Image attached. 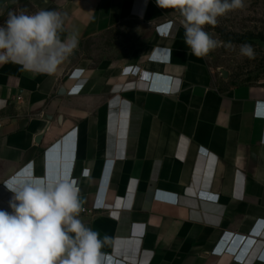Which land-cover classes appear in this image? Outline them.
Segmentation results:
<instances>
[{"label": "crops", "instance_id": "0c3cea01", "mask_svg": "<svg viewBox=\"0 0 264 264\" xmlns=\"http://www.w3.org/2000/svg\"><path fill=\"white\" fill-rule=\"evenodd\" d=\"M22 8L66 11L79 44L53 75L0 64V210L12 211L6 181L66 174L84 200L79 218L111 238L110 264H240L233 255L253 249L247 262L264 264V81L230 84L156 0L9 4ZM137 28L148 38L132 44ZM161 49L165 61L151 59ZM126 66L160 86L174 78L172 93Z\"/></svg>", "mask_w": 264, "mask_h": 264}, {"label": "clouds", "instance_id": "9594fccd", "mask_svg": "<svg viewBox=\"0 0 264 264\" xmlns=\"http://www.w3.org/2000/svg\"><path fill=\"white\" fill-rule=\"evenodd\" d=\"M10 3L18 0L0 3V16L7 14L0 24V64L11 62L21 71L55 74L79 44L75 33L65 34L68 13L12 11ZM156 4L179 11L184 42L197 58L222 46L205 26H215L219 17L245 6L244 0H156ZM223 46L232 48L230 42ZM240 53L250 60L256 56L250 44L241 45ZM88 175L85 170L83 176ZM4 184L13 196L9 201L12 211L0 210V264H110L102 249L111 238H101L79 218L84 200L75 180L12 179ZM257 261L264 263V259Z\"/></svg>", "mask_w": 264, "mask_h": 264}, {"label": "rangeland", "instance_id": "374dc122", "mask_svg": "<svg viewBox=\"0 0 264 264\" xmlns=\"http://www.w3.org/2000/svg\"><path fill=\"white\" fill-rule=\"evenodd\" d=\"M244 8L230 11L218 18L215 26L206 25L205 31L222 46L207 55L210 67L225 70L230 84H244L264 80V0H244ZM175 15L183 21L178 10ZM239 38V43L230 42L231 49L223 44L225 38ZM148 38L146 29L132 30V44L142 43ZM250 44L255 53V59L241 55L240 47ZM220 76H222L220 72Z\"/></svg>", "mask_w": 264, "mask_h": 264}, {"label": "built area", "instance_id": "2783aa9c", "mask_svg": "<svg viewBox=\"0 0 264 264\" xmlns=\"http://www.w3.org/2000/svg\"><path fill=\"white\" fill-rule=\"evenodd\" d=\"M155 29L157 30V32L160 34V35H162V36H164V35H166L167 34V29H168V25H167V23L165 22V23H163V24H160V25H157L156 27H155ZM157 52H160V57H158L157 59L158 60H160V61H165V49H161V50H159V51H156V53ZM151 58H153V57H151ZM122 74L123 75H127V76H134V77H136L138 80H141V81H145V82H148L147 84H148V90H150V91H153V92H158V93H161V94H170V93H172V89H173V87H172V84H173V82H174V78H167V79H160L159 81H163V80H166L167 81V84H166V86H160L159 84H157V83H155V80H154V78H153V81H149L150 80V77L146 74V73H144V72H142V71H140V69H139V67L138 66H126L125 68H123V70H122ZM150 82V83H149ZM80 90H81V87H72V88H70V89H68V91H67V94H69V95H74V94H77V93H79L80 92ZM73 130H71L69 133H71ZM69 139H73V137L71 136H69L68 137ZM112 161H114V160H112ZM26 170V169H25ZM63 178H69V176L68 175H66V174H63V176H62ZM70 179V178H69ZM174 196H176V195H174ZM176 201V200H175ZM175 201H174V203H175ZM258 224H260L261 225V228L258 230V232L260 233V235L262 236V235H264V221H260V222H258L257 223V225ZM244 238V237H243ZM225 248H218V249H215L214 250V253H216V254H218V255H220V254H223V253H225V250H224ZM253 251H254V249L251 251V252H249V250H248V252H246V253H250L248 256H247V254L245 253L243 256L241 255H233V258L237 261V262H239L240 264H246V263H248L247 261H248V258L252 255V253H253ZM235 253V252H234ZM259 259H264V255H261L259 252H257L256 254H255V260L257 261V260H259Z\"/></svg>", "mask_w": 264, "mask_h": 264}, {"label": "trees", "instance_id": "16d2710c", "mask_svg": "<svg viewBox=\"0 0 264 264\" xmlns=\"http://www.w3.org/2000/svg\"><path fill=\"white\" fill-rule=\"evenodd\" d=\"M226 41L228 42H236V43H239L241 40L239 38H225Z\"/></svg>", "mask_w": 264, "mask_h": 264}, {"label": "water", "instance_id": "95a60500", "mask_svg": "<svg viewBox=\"0 0 264 264\" xmlns=\"http://www.w3.org/2000/svg\"><path fill=\"white\" fill-rule=\"evenodd\" d=\"M220 72H221V74H222V76H223L224 78L227 77V72H226L225 70H220ZM263 81H264V80H263Z\"/></svg>", "mask_w": 264, "mask_h": 264}]
</instances>
